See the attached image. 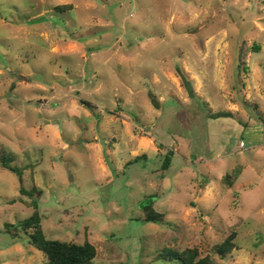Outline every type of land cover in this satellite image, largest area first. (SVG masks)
<instances>
[{"label": "rangeland", "instance_id": "374dc122", "mask_svg": "<svg viewBox=\"0 0 264 264\" xmlns=\"http://www.w3.org/2000/svg\"><path fill=\"white\" fill-rule=\"evenodd\" d=\"M0 155V264H47L34 212L94 264H264V0H0Z\"/></svg>", "mask_w": 264, "mask_h": 264}, {"label": "trees", "instance_id": "16d2710c", "mask_svg": "<svg viewBox=\"0 0 264 264\" xmlns=\"http://www.w3.org/2000/svg\"><path fill=\"white\" fill-rule=\"evenodd\" d=\"M70 4H62L56 6L57 9L63 10L70 8ZM229 116V114L217 112L213 118ZM170 152L166 154V158L162 164V168L166 169L170 165ZM143 157V156H141ZM140 156H136L134 160L129 161L127 164L138 161ZM0 163L2 167L7 168L13 173L19 174L18 169L15 166L7 163L5 159L0 155ZM19 182H22V178L18 175ZM23 188L21 187L20 190ZM155 197V195L150 196ZM152 201H148L146 205L142 207L143 220L156 221L163 220L164 213L156 212L152 208ZM5 229L14 238H16L20 232L27 235L28 240L38 250H40L47 259V264H94V258L96 257V247L89 242L77 243L75 241H66L49 238L42 229L41 218L37 212L24 218L23 220L14 224H5ZM235 237V231H232L220 244L214 246L213 252L223 259L227 253H229L235 244L233 239ZM163 255L160 252L159 256ZM164 255L169 258L179 261L181 264H215L214 258L211 255L202 256L197 247L186 248L181 252H171L165 250ZM159 256L157 258H159Z\"/></svg>", "mask_w": 264, "mask_h": 264}]
</instances>
